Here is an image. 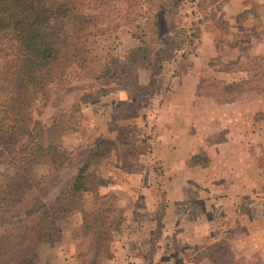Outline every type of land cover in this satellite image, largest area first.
<instances>
[{"label":"rangeland","instance_id":"1","mask_svg":"<svg viewBox=\"0 0 264 264\" xmlns=\"http://www.w3.org/2000/svg\"><path fill=\"white\" fill-rule=\"evenodd\" d=\"M125 1L110 0L98 9L96 0L85 1L92 13L103 11L110 17L111 29L96 38L94 48L116 58L113 76L104 81L77 78V70L72 68L51 84L49 101L33 107L37 127L46 129L54 118L68 121L69 130H59L46 138L48 143L60 147L65 159L62 164L50 160L33 164L31 188L16 206L0 209V231L32 226L38 213L57 206L58 201L67 207L78 205L71 212L49 220L48 226L55 236L35 248L36 264H117L115 246L120 240L116 235L113 243L112 237L113 231L123 226L115 204L121 202L126 206L134 201L124 191L115 194L104 192V188L113 177L124 180L118 169L125 168L129 153L139 156V162L131 164L132 169L144 165L146 185H152L150 180L160 176L162 164L152 158L153 151L147 142L154 135L156 98L159 100L162 94L170 92L171 78L187 70L191 75H201L205 82L200 89L205 90L209 100L216 101L213 104L208 101L207 107L225 106L228 93H237V108L226 112L233 118V135L222 147L227 154L246 156L247 162L228 161L226 165L241 176L239 180L244 184L254 178L255 186L248 193H239L232 205L240 217L245 212L250 215L253 205L264 200V183L257 186L264 169V0H240L235 4L231 0H140L133 9L136 16L133 22H128L129 17L125 16ZM148 14L151 25L146 26ZM156 15L160 22L158 41H150L142 34L146 30L149 33L151 27L155 29L152 24L157 23L153 20ZM142 38L146 44L140 42ZM141 45H147V51L131 54ZM158 49L171 56L155 60L153 53ZM132 56L135 61H129ZM178 60L182 63L180 69L173 65L168 68L169 63ZM185 84L188 89L190 83ZM207 117L213 119L215 114L208 113ZM33 126L23 131L13 147L0 153V179L14 175L24 165L33 146ZM110 135L117 137L111 139ZM201 159V156L194 158L202 162ZM89 160L86 183L93 190L78 193L71 200L67 190ZM234 164L235 167L231 166ZM103 169L111 173L94 175L95 170ZM150 172L153 178L149 177ZM258 223L263 229L261 216ZM259 226L255 227L261 231Z\"/></svg>","mask_w":264,"mask_h":264},{"label":"crops","instance_id":"2","mask_svg":"<svg viewBox=\"0 0 264 264\" xmlns=\"http://www.w3.org/2000/svg\"><path fill=\"white\" fill-rule=\"evenodd\" d=\"M181 64L178 60L167 66L180 69ZM200 76L191 75L189 70L176 75L171 78L170 92L156 98L154 135L147 142L152 158L162 164L157 183L153 179L152 185L144 183V165L132 169L131 164L139 162V156L129 153L125 168L118 169L124 180L113 177L104 188V192L115 194L124 191L134 201L126 206L115 204L123 226L113 231L112 237L113 243L116 235L120 240L115 246L117 264H264V245H259L264 244V226L261 229L258 223L261 216L264 225V200L253 205L250 215H237L232 203L239 193H248L255 181L240 182L241 176L226 163L248 159L227 154L222 147L233 135V118L226 112L237 108V93H228L225 106L207 107L208 101H216L209 100L205 90L200 89L205 82ZM208 113L215 117H207ZM248 135L247 131L246 146ZM116 137L110 135L111 139ZM212 146H216L213 152ZM198 156L202 162L194 160ZM100 172L104 176L111 173L103 169L95 170L94 175ZM149 177H154L152 172ZM261 182L264 169L257 186Z\"/></svg>","mask_w":264,"mask_h":264},{"label":"trees","instance_id":"3","mask_svg":"<svg viewBox=\"0 0 264 264\" xmlns=\"http://www.w3.org/2000/svg\"><path fill=\"white\" fill-rule=\"evenodd\" d=\"M85 1L0 0V153L13 147L31 124L35 131L33 146L24 165L14 175L0 179V209L16 206L31 188L33 164L43 160L57 164L64 162L60 147L54 142L48 143L46 138L48 134L56 135L59 130H69L68 121L54 118L50 126L43 129L37 127L32 117L35 104L43 106L49 101L51 84L66 76L72 68L77 70V78L96 81H104L114 74L116 58L96 52L94 48L96 38L111 29L110 17L103 11L92 13ZM138 1H125L128 22L135 21L133 9ZM109 2L96 0V8ZM149 19L148 14L144 25H151ZM153 20L157 22L155 26L152 24L155 29L151 27L149 33L146 30L142 36L158 41V15ZM140 42L146 44L144 38ZM147 49V45H141L131 54ZM170 56L166 50L158 49L153 53L155 60ZM134 59L132 56L129 61ZM62 123L65 125L60 126ZM89 165L90 160L78 170L71 182L67 190L71 200L77 198L78 193L93 190L92 185L86 183ZM57 204L46 212L38 213L28 228L0 231V264H36L35 248L55 236L54 230L48 226L49 220L78 207H67L59 201Z\"/></svg>","mask_w":264,"mask_h":264}]
</instances>
